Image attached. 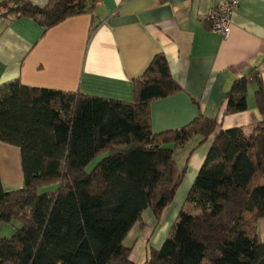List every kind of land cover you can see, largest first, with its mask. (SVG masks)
I'll return each mask as SVG.
<instances>
[{
  "label": "trees",
  "instance_id": "1",
  "mask_svg": "<svg viewBox=\"0 0 264 264\" xmlns=\"http://www.w3.org/2000/svg\"><path fill=\"white\" fill-rule=\"evenodd\" d=\"M94 2L0 0V19L29 17L47 29ZM256 83L264 114L258 76ZM180 90L161 53L133 80L130 102L0 84V142L19 148L22 172L12 189L0 177V224L15 227L0 239V264H135L124 240L147 209L158 218L172 201L184 176L176 150L213 135L167 237L144 264H264L256 228L264 217V118L221 128L223 115L247 109L248 80H234L219 117L199 112L154 132L149 104Z\"/></svg>",
  "mask_w": 264,
  "mask_h": 264
},
{
  "label": "crops",
  "instance_id": "2",
  "mask_svg": "<svg viewBox=\"0 0 264 264\" xmlns=\"http://www.w3.org/2000/svg\"><path fill=\"white\" fill-rule=\"evenodd\" d=\"M219 1L95 0L91 11L47 29L29 17L8 24L0 19V84L19 80L130 102L133 80L161 53L181 90L149 104L154 132L183 126L199 112L219 117L225 93L240 77L248 80L247 109L223 115L221 128L248 127L264 118L255 99L257 76L264 85V0H239L225 37L210 30L206 20ZM213 136L202 143L197 136L176 150L175 160L184 168L181 196L186 197ZM0 157L3 186H20L19 149L0 142ZM256 228L258 240L264 242V217L256 221ZM132 231L124 243L133 261L135 250L142 251L144 264L150 248L159 247L149 248Z\"/></svg>",
  "mask_w": 264,
  "mask_h": 264
},
{
  "label": "rangeland",
  "instance_id": "3",
  "mask_svg": "<svg viewBox=\"0 0 264 264\" xmlns=\"http://www.w3.org/2000/svg\"><path fill=\"white\" fill-rule=\"evenodd\" d=\"M14 147H16V146H14ZM17 149H19V148L17 147ZM98 160L99 159L94 160L87 167V170L90 171ZM15 161L16 160H14V162ZM0 162L2 163L1 157H0ZM16 162L18 163V160ZM21 180H22V178H21ZM183 185L184 184L179 185L172 201L165 208V210L160 215V217L157 218L154 215V213L152 212V210L149 208L143 213V216H142L143 224L142 225L137 224L133 228V231L131 233L133 234V232L135 231V235H136L135 237H138L139 238L138 240H144L145 242H147L149 248L151 245H156L157 247H160L162 245L164 239L168 235L170 227H171V225H172V223H173V221H174V219H175V217L179 211V208H180L182 202H184V197H185L186 193L184 195L182 193V196H181V193H179L181 191ZM54 188H56V186L55 187H49V188H47V190L54 189ZM13 223L15 224V222H13ZM14 231H15V227L12 223H1L0 224V239L2 237H10L14 233ZM142 234L144 235V238L142 237ZM127 242H128V239L126 240V243ZM135 253L137 254V250H135ZM136 254H135L136 257L134 258L135 264H142V261H143L142 251L140 250L139 254H137L140 258H138V256Z\"/></svg>",
  "mask_w": 264,
  "mask_h": 264
},
{
  "label": "built area",
  "instance_id": "4",
  "mask_svg": "<svg viewBox=\"0 0 264 264\" xmlns=\"http://www.w3.org/2000/svg\"><path fill=\"white\" fill-rule=\"evenodd\" d=\"M238 1L220 0L206 17L209 29L227 36L231 29V16Z\"/></svg>",
  "mask_w": 264,
  "mask_h": 264
}]
</instances>
